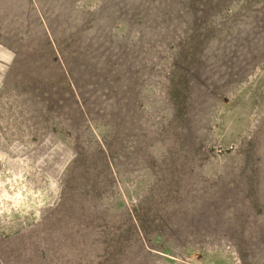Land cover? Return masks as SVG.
<instances>
[{
    "label": "rangeland",
    "instance_id": "1",
    "mask_svg": "<svg viewBox=\"0 0 264 264\" xmlns=\"http://www.w3.org/2000/svg\"><path fill=\"white\" fill-rule=\"evenodd\" d=\"M0 264H264V0H0Z\"/></svg>",
    "mask_w": 264,
    "mask_h": 264
}]
</instances>
